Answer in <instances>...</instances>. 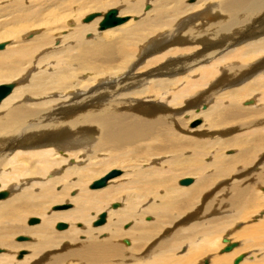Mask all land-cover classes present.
<instances>
[{"label": "bare ground", "instance_id": "6f19581e", "mask_svg": "<svg viewBox=\"0 0 264 264\" xmlns=\"http://www.w3.org/2000/svg\"><path fill=\"white\" fill-rule=\"evenodd\" d=\"M146 3L0 0V264H264V0Z\"/></svg>", "mask_w": 264, "mask_h": 264}, {"label": "water", "instance_id": "95a60500", "mask_svg": "<svg viewBox=\"0 0 264 264\" xmlns=\"http://www.w3.org/2000/svg\"><path fill=\"white\" fill-rule=\"evenodd\" d=\"M99 14H91V15H88L84 18V22H89L91 20H93L94 18L98 17ZM127 20H129L128 17H122V18H119L117 16V11L116 10H110L108 11L103 19L101 20V22L99 23V30L100 31H104L106 29H109V28H113L115 26H119L123 23H125ZM4 45L5 44H0V50H3L4 49ZM14 85L13 84H2L0 85V102L6 98L12 91ZM198 123V122H197ZM197 123H194V124H197ZM116 173L115 176L119 175V172H114ZM113 174V171L111 172V175ZM113 176H106L105 178H102V179H99V180H96L94 181L91 185H90V189L91 190H95V189H100V188H103L106 186V183H107V179L111 178ZM192 179H182L179 181V184L180 185H188L189 183H191ZM264 190V189H263ZM6 197H8V192L7 191H1L0 192V200L1 199H5ZM113 207H117L116 204L113 205ZM67 208H70V206H55L54 209H57V210H60V209H67ZM39 222V219L37 218H31L29 219L28 221V224L29 225H33V224H36ZM105 223V213H101L97 219V221L94 222V226H100V225H103ZM67 226L63 223H58L57 225V229H64L66 228ZM237 246V243H233V244H230L228 245L227 247H225L222 252H229L231 251L233 248H235ZM245 256L244 255H239L235 261H234V264H238L242 261V259L244 258ZM206 264V263H205Z\"/></svg>", "mask_w": 264, "mask_h": 264}, {"label": "rangeland", "instance_id": "374dc122", "mask_svg": "<svg viewBox=\"0 0 264 264\" xmlns=\"http://www.w3.org/2000/svg\"><path fill=\"white\" fill-rule=\"evenodd\" d=\"M22 1V0H21ZM147 1V3H146V6L144 7V9L146 10V7L148 8V9H150L151 7H152V4H151V2L153 1V0H146ZM23 2L24 3H26V2H29V0H23ZM188 2L189 3H195L196 2V0H188ZM4 4V3H3ZM2 4H0V6H1ZM3 6V5H2ZM111 9H116V10H118L119 11V6L118 7H111V8H109V9H107V10H105V11H94V12H90V13H88L87 15H85V17L86 16H88V15H91V14H104V13H106V12H108L109 10H111ZM143 12H144V10H143ZM4 15H5V13H3V11L1 12L0 11V16L2 17H0V22L2 21V20H4ZM124 17V16H123ZM84 19V18H83ZM96 19V18H95ZM139 19V17H137L136 18V20H138ZM83 21V20H82ZM127 22H136V21H133V20H131L130 18H129V21H127ZM126 22V23H127ZM124 25V24H123ZM117 28V27H116ZM116 28H113V29H116ZM68 30V29H67ZM111 30V29H110ZM110 30H107L106 32H109ZM29 31H31V29H29ZM31 36L32 37H34V36H38V35H40V34H42V31L41 30H39V31H36V32H32L31 31ZM63 35L64 36H66L67 35V32H64L63 33ZM87 37H91V35L90 34H88V36ZM54 38H56V41L54 40V43H56L57 45H59V43L61 42V39L62 38H60L59 36H57V37H54ZM58 38V39H57ZM60 38V39H59ZM7 44V46H9V45H12V43H14L13 42V40H5V41H1L0 42V44ZM58 47H60V45L58 46ZM52 49H49V51H51ZM206 107H205V109H209L210 108V106L211 105H209V104H204ZM203 105H201L200 107H202ZM196 107L194 108V109H192L191 111L192 112H195L196 110ZM198 109V108H197ZM198 122V123H197ZM194 123H197L196 125H194L195 127H197V126H199V125H201L202 123H203V120L202 119H197V120H195L194 122H192L191 123V126H193V124ZM84 162H86V161H84ZM87 164V162L86 163H84V165H86ZM83 165V166H84ZM111 171V170H110ZM193 178V177H192ZM187 179H189V177L187 178ZM110 183V181L108 182V184ZM70 206V208H68V209H71V208H73V205L71 206V205H69ZM197 207H199V205L198 206H196V207H194V209L193 210H195ZM53 209V208H52ZM151 220L153 221V218H151ZM128 224H132V223H128ZM58 225V224H57ZM57 225L55 226V229L57 228ZM66 225V224H65ZM66 228H68V227H66ZM66 228H64V229H56V230H65ZM124 228H128V226H124ZM106 235H104L103 237H105ZM128 242H131V240H129V239H126ZM123 245V244H122ZM124 246V245H123ZM223 249V248H222ZM4 253V252H3ZM24 254V253H23ZM246 255H248V256H250L251 254H250V252H247V253H245V256ZM19 258V256L17 257V259ZM233 262V261H232ZM232 262H231V264H232Z\"/></svg>", "mask_w": 264, "mask_h": 264}]
</instances>
